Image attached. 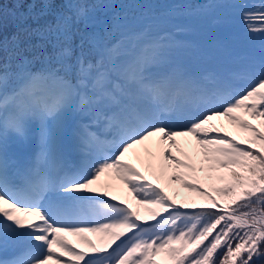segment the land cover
<instances>
[{
  "label": "snow or ice",
  "instance_id": "snow-or-ice-1",
  "mask_svg": "<svg viewBox=\"0 0 264 264\" xmlns=\"http://www.w3.org/2000/svg\"><path fill=\"white\" fill-rule=\"evenodd\" d=\"M24 5L0 7V264H264V45L236 70L208 31L238 5Z\"/></svg>",
  "mask_w": 264,
  "mask_h": 264
},
{
  "label": "trees",
  "instance_id": "trees-1",
  "mask_svg": "<svg viewBox=\"0 0 264 264\" xmlns=\"http://www.w3.org/2000/svg\"><path fill=\"white\" fill-rule=\"evenodd\" d=\"M33 0H25V9L28 7L29 4H31ZM89 3H97L98 0H88ZM197 2H200V0H197ZM231 3H235L238 5V7L230 8L227 10H220V13L217 16V19L221 21V17L223 13H226L230 15L235 9L242 8L241 6L245 4L253 5L258 4L259 0H229ZM53 3L55 5V8L57 10H60L63 8L64 4L66 3V0H53ZM16 4L17 0H0V7L3 8L5 12L15 11L16 10ZM39 3H37V10H39ZM126 9H133V8H139L142 7L141 5H133V4H125L123 5ZM238 26L240 28V31L237 32H231L229 34H225L222 29L211 27L209 31L210 37L215 41H223L227 44L230 51L228 53H225L223 55V59L228 62V65L232 67L233 69H240V67L244 63V57L248 55H254L259 56L261 46L264 45V41L261 40L260 36L258 34H251L249 35H242L241 31L242 29L245 30L246 25L244 24L242 18L238 22ZM194 39H199V37H194ZM244 55L238 58V55ZM117 197L120 198H126L130 199L129 194L125 193L123 190H118ZM143 212V210H142ZM146 214V213H145ZM157 259H162V257H158Z\"/></svg>",
  "mask_w": 264,
  "mask_h": 264
},
{
  "label": "rangeland",
  "instance_id": "rangeland-1",
  "mask_svg": "<svg viewBox=\"0 0 264 264\" xmlns=\"http://www.w3.org/2000/svg\"><path fill=\"white\" fill-rule=\"evenodd\" d=\"M245 5H247V4H245ZM251 5H249V6H251ZM242 11H243L242 8H240V9H235L230 15H228L229 13L228 14L223 13L222 17H221V22L217 25V27H215L216 25H214V27L222 29L226 35L231 33V32H237L238 33V31H240V28L238 26V22L242 18ZM241 34L247 36V35H249V32L247 31V29H245V30L242 29ZM243 56L244 55H242V57ZM253 123H256V121H253ZM223 131H228V132L236 135L237 139H240L241 136L243 135V134L238 133L237 129L233 125L228 124L227 122H225V128L223 129ZM177 139L181 145H188L189 142H191V144H193V145L195 143L194 139L191 137H178ZM28 153H31V146L26 150V154H28ZM177 155H180V153H177ZM132 162L136 163L137 167H140L142 171L145 169V164L141 163L140 161H137L133 158ZM102 178H101V180L104 182V184L107 181V182H110L114 185V187L112 189V194H114L116 192L115 190L117 187L123 188L125 186L122 182L117 181L114 178H110L107 174H106V176H104ZM153 183H156L155 179H153ZM96 187L98 188V184L96 185ZM99 190L101 192H103V191H106L108 189L105 188L102 190L101 188H99ZM167 190L169 191V193L171 195H174L177 198L178 203L183 200L185 195H187L186 190L181 188L179 185H173V186L169 187ZM177 193H179V195H177ZM133 203H134V201H133ZM142 210L143 209H141V211ZM69 240H71L73 242V244H75L77 246V248L85 247V245H83V243L79 240L78 237L73 236V239H69ZM99 242H100V240H99Z\"/></svg>",
  "mask_w": 264,
  "mask_h": 264
}]
</instances>
